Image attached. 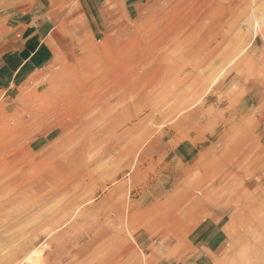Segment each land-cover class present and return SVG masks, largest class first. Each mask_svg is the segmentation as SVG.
I'll use <instances>...</instances> for the list:
<instances>
[{"label": "rangeland", "instance_id": "rangeland-1", "mask_svg": "<svg viewBox=\"0 0 264 264\" xmlns=\"http://www.w3.org/2000/svg\"><path fill=\"white\" fill-rule=\"evenodd\" d=\"M243 1L0 0V40L46 22L60 44L0 92L1 264H100L116 236L120 264H264V0Z\"/></svg>", "mask_w": 264, "mask_h": 264}, {"label": "crops", "instance_id": "crops-1", "mask_svg": "<svg viewBox=\"0 0 264 264\" xmlns=\"http://www.w3.org/2000/svg\"><path fill=\"white\" fill-rule=\"evenodd\" d=\"M54 35L48 23H41L23 34L0 40V92L15 76L39 71L57 58L59 43L51 41Z\"/></svg>", "mask_w": 264, "mask_h": 264}, {"label": "bare ground", "instance_id": "bare-ground-1", "mask_svg": "<svg viewBox=\"0 0 264 264\" xmlns=\"http://www.w3.org/2000/svg\"><path fill=\"white\" fill-rule=\"evenodd\" d=\"M207 1V0H206ZM242 1V0H241ZM245 1V0H244ZM243 1V2H244ZM205 1H202L201 2V4H203ZM231 2V1H230ZM251 1H249V3H250ZM211 3V2H210ZM236 3H238V2H236ZM208 5V4H207ZM235 6V5H234ZM237 6V5H236ZM249 6H251V3L249 4ZM213 7V6H212ZM214 7H216V6H214ZM239 7V6H238ZM237 7V8H238ZM248 7V6H247ZM217 8V7H216ZM219 8V7H218ZM244 8L245 9H247L246 8V6H244ZM213 9V8H212ZM227 9V8H226ZM204 10V9H203ZM202 10V11H203ZM210 10H211V8H210ZM222 10H224V9H222ZM221 11V10H220ZM233 11V10H232ZM236 11V10H235ZM234 11V12H235ZM215 12V11H214ZM221 12H223V11H221ZM226 12V11H225ZM244 12H246V11H244ZM206 13L207 12H204V13H202V15H201V19H205V17H207L206 16ZM216 13V12H215ZM218 13H219V11H218ZM241 13V12H240ZM220 14H222V13H220ZM231 14V13H230ZM232 14H234V13H232ZM231 14V15H232ZM215 15V14H214ZM219 15V14H218ZM217 15V16H218ZM226 15V14H225ZM209 16V15H208ZM240 16H241V14H240ZM199 17V16H198ZM236 17V16H235ZM239 17V16H238ZM208 18H210V17H208ZM209 20V19H208ZM211 20V19H210ZM209 20V21H210ZM222 20V19H221ZM218 21V20H217ZM250 21V20H249ZM203 23V22H202ZM208 23V22H207ZM218 23V22H217ZM221 23V22H220ZM224 23V22H223ZM222 23V24H223ZM199 24V23H198ZM202 25V24H201ZM203 25H206V24H203ZM221 25V24H220ZM211 26V25H210ZM198 27H199V25H198ZM206 27V26H205ZM202 29V28H201ZM201 29H200V31H197L198 32V34H199V32H201ZM205 29V28H204ZM206 29H208V28H206ZM196 30H197V28H196ZM199 30V29H198ZM205 32H206V30H205ZM201 34V33H200ZM202 35V34H201ZM204 37V36H203ZM212 39H213V37H212ZM211 39V40H212ZM210 40V41H211ZM204 42V41H203ZM208 43H209V41H208ZM215 43V42H214ZM116 239H117V236H116ZM115 239V240H116ZM115 240H114V243H112V248H111V251L109 252V254L107 255V257H105V256H102V257H105L106 258V260L105 259H99V261H101V262H97V263H100V264H120V257H119V254H118V242H115ZM97 242H100L99 240L97 241ZM74 243V242H73ZM100 245H102L101 243H100ZM99 245V246H100ZM51 247L50 248H52L53 246H52V243H51V245H50ZM55 246V245H54ZM21 249H22V247H21ZM66 250L67 249H69L68 247H66L65 248ZM59 252H62L61 250H59L58 248H55V251L54 250H52L51 251V259L52 260H54V258L56 259L57 258V254L59 253ZM13 255V254H12ZM40 255V254H39ZM17 256V255H16ZM25 256V255H24ZM37 256H38V254H37ZM10 257H11V255H10ZM39 257V256H38ZM109 257V258H108ZM8 258V257H7ZM12 258V257H11ZM24 258V257H23ZM4 259H5V257H4ZM8 260H10V259H8ZM18 260V259H17ZM17 260H15V261H17ZM26 260V259H25ZM5 261V260H4ZM3 261V262H4ZM27 261H28V259H27ZM47 261H49V260H47ZM24 262V261H23ZM2 263V261L0 262V264ZM25 264V263H24ZM74 264V263H73Z\"/></svg>", "mask_w": 264, "mask_h": 264}]
</instances>
